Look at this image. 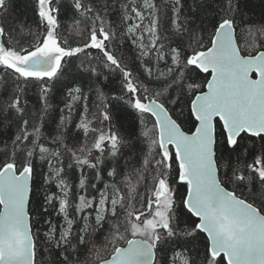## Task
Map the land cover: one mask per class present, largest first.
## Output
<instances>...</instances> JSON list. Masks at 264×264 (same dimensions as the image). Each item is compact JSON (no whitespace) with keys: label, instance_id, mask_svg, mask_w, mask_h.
<instances>
[{"label":"snow or ice","instance_id":"1","mask_svg":"<svg viewBox=\"0 0 264 264\" xmlns=\"http://www.w3.org/2000/svg\"><path fill=\"white\" fill-rule=\"evenodd\" d=\"M250 2L0 0V264H264Z\"/></svg>","mask_w":264,"mask_h":264},{"label":"trees","instance_id":"2","mask_svg":"<svg viewBox=\"0 0 264 264\" xmlns=\"http://www.w3.org/2000/svg\"><path fill=\"white\" fill-rule=\"evenodd\" d=\"M262 2H264V0H251L249 5L251 11L248 13L245 19H251L253 21H256L257 23L264 20V7H262ZM35 19L36 16L32 10V0H12L10 21H22L28 25H33ZM63 25H72L71 12H69L67 16L62 17V26ZM112 87L115 88L117 86L115 85V83H113ZM28 95L30 101L35 104V92L30 91ZM60 99H63V97H60ZM60 107H63V104H61ZM11 134L12 132L5 128L3 132H0V140H6L7 136H10ZM76 175L78 176L79 173L77 172Z\"/></svg>","mask_w":264,"mask_h":264}]
</instances>
